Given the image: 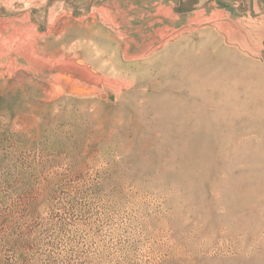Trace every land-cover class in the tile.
Masks as SVG:
<instances>
[{"label":"rangeland","instance_id":"1","mask_svg":"<svg viewBox=\"0 0 264 264\" xmlns=\"http://www.w3.org/2000/svg\"><path fill=\"white\" fill-rule=\"evenodd\" d=\"M0 30V264H264V0H0ZM150 99L154 152L197 129L213 164L119 139Z\"/></svg>","mask_w":264,"mask_h":264},{"label":"bare ground","instance_id":"2","mask_svg":"<svg viewBox=\"0 0 264 264\" xmlns=\"http://www.w3.org/2000/svg\"><path fill=\"white\" fill-rule=\"evenodd\" d=\"M4 40H5V38H4ZM194 82H195V80L192 83H194ZM194 84H196V83H194ZM170 87L171 88L166 87V88L170 89L169 92L175 91V90H178V92L183 91V87L181 85L177 86V84H175L173 86L170 85ZM46 100H48V99H46ZM146 100H148V99H146ZM163 112H162L161 103L159 101L150 99V102L148 103L147 106H144V105L139 106L127 118H125V119H121V118L117 119L116 118L115 119V122H116L115 124L120 126L119 127L120 129L118 130V132L116 130L117 128L114 127L116 125H114L113 128H111V129L114 131V133L116 132L117 134H119V139H121V140H134L133 142L135 143V146L138 150L137 152L139 153V156L142 159H145L148 156H150L149 160H151L152 158H156L157 162H159V163L161 162L162 165L164 164L165 166L166 165L172 166V165L179 164L181 161H185V160L191 161V160L199 159V158L200 159L203 158V160L209 161L211 164H213L212 157L201 156L202 155L201 153L203 151L200 152V150H197L195 147L196 144L198 143V140L201 139L200 135L202 134L197 129L194 130V133H192L189 136L190 142H188L186 144L176 143V144L171 145L169 148L170 151L168 152V154L165 153V155H164L163 153H156V151L154 152V150H157V149L159 150V148L162 147L163 142H164L163 140H165L164 138H166L165 136L168 137L167 140H172V137H173V136H171V137L168 136L167 134L164 133V130H162L164 128V122H165V119H164L165 113H163ZM147 113L159 114L160 118L157 117L159 119V121H157L156 124H152L150 122H144L138 115V114H147ZM161 114H162V116H161ZM128 124L130 126H133V128L130 129ZM159 151H161V150H159ZM170 153H172V154H170ZM168 155H170L169 159H166V158H168L167 157Z\"/></svg>","mask_w":264,"mask_h":264}]
</instances>
